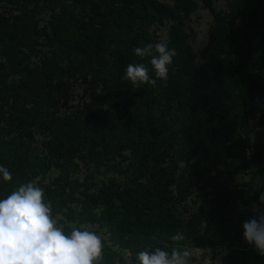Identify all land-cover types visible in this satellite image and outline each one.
I'll return each instance as SVG.
<instances>
[{"label":"trees","instance_id":"16d2710c","mask_svg":"<svg viewBox=\"0 0 264 264\" xmlns=\"http://www.w3.org/2000/svg\"><path fill=\"white\" fill-rule=\"evenodd\" d=\"M60 1L67 4L52 16L47 27L37 25L38 0L10 1L18 5V13H0V164L13 176L11 182L0 180V199L44 174L51 153L65 157L68 165H72L74 149L83 150L92 163L96 155L102 160L125 150L136 157L151 140L164 142L167 131L197 122V133L171 147L185 159L220 163L221 151L215 143L231 144L240 134L249 145L246 116L258 113L264 118V0H229L225 13L215 11V0H197L211 17L197 66L193 65L196 55L185 32V21L199 8L194 0ZM164 22L169 23L166 43L177 52L169 66L167 84L157 81L156 87H134L123 79L128 64L143 63L153 76L154 72L150 57L141 59L133 49L157 44L156 36L147 29ZM40 42L48 50L29 67V55L40 52ZM99 70L105 73L100 79L105 91L111 92L121 111L116 106L105 115L93 114L87 124L67 121L57 125L71 79L90 76L96 81ZM216 109L221 115L214 119ZM41 132H46L50 142L32 145L33 135ZM93 136L95 149L89 145ZM263 136L258 132L253 139L256 152H264ZM41 146H45L46 154ZM196 175L192 172L190 178L200 180ZM58 179L60 184L46 191L53 211L65 204V198L60 199L64 188L72 189L67 179ZM126 183L122 192L110 189L89 197L88 214L93 208L99 211L87 222L105 228L130 256L125 262L102 247L99 264H136L134 255L145 247L171 251L186 240L198 249L222 248L225 253L220 264H264V256L243 239V223L255 216L253 208L245 210L250 199L234 205L224 201L227 183L219 175L202 182L211 188L210 197L200 201L184 223L165 208L173 199L171 174L153 190L150 199H145L140 183ZM129 185L135 189L133 203H128ZM258 185L260 206L262 175ZM246 187L253 190L249 183ZM236 194L243 201L242 192ZM200 224V234L194 236L193 229ZM176 232H182L185 239L171 241Z\"/></svg>","mask_w":264,"mask_h":264},{"label":"rangeland","instance_id":"374dc122","mask_svg":"<svg viewBox=\"0 0 264 264\" xmlns=\"http://www.w3.org/2000/svg\"><path fill=\"white\" fill-rule=\"evenodd\" d=\"M10 1L15 0H0V13L4 15L18 13V5L12 4ZM161 1L169 3L166 0ZM194 1L198 3L199 8L185 21V32L188 35L187 43L196 55L193 65L197 66L201 63L197 55L206 42V31L211 22V17L206 10L200 8L197 0ZM228 2L229 0H215L213 7L215 11L225 13ZM66 4L67 2L60 0H38V27H47L52 16L60 11L61 6ZM51 8L53 9L50 10ZM236 23L238 25L239 21ZM168 25V22H164L163 26L153 25L147 31L156 36L158 43H166ZM37 48L40 49V52L29 55V67L36 65L40 53L48 50L44 42H40ZM24 53L27 54L26 51ZM0 61H2L1 58ZM104 76L105 73L99 70L96 81L92 80L93 78L90 76L85 79L75 76L71 79V87L63 96L64 102H62L55 123L60 125L67 121H79L82 124H87V121L92 119L93 114L105 115L112 111V107L116 106L121 111V106L115 104L111 92L107 93L101 83L100 79ZM13 79L16 78H8L7 80ZM213 115L216 119L220 117L221 111L216 109ZM246 125L248 126V146L245 145V135L242 134L238 136L236 142L231 144L215 143V146H218L221 151L220 163H209L204 158L198 161H194L193 158L185 159L179 156L180 152L172 150V146L175 147L182 141L186 142L192 133H197L200 128V123L197 122L192 126H181L176 131H167L164 142L151 140L136 157L129 150H125L120 154L106 155L102 160H98L96 155L95 161L92 163L90 159L84 156L83 150L74 149V155L70 160L72 166L65 162V157L57 158V154L51 153L50 159L52 160L49 162V169L44 174L27 182L35 181L45 189L46 193L47 189H52L55 185L60 184L61 181L58 177L67 179L71 183L72 189L69 186L64 188V194L60 196V199L65 198V204L52 213L58 223L64 225L65 232L69 234L72 227L94 231L100 236L102 247L108 248L122 261L128 262L130 259L128 252L117 243L115 237L108 233L105 228L100 227L99 224L87 222L90 215H97L99 211V208H93L88 214L91 206L89 197L103 195L108 193L110 189L122 192L124 184L129 181L132 185L140 183L144 187L145 199H150L154 195L152 194L153 190L161 187L164 180L171 174L172 183L169 190L172 192L173 199L165 208L184 223L194 213L200 201L210 197L211 188L203 186L202 182L210 181L219 175L227 183L228 190L226 191L228 194L223 198L224 201L234 205L242 202L247 203L250 199L245 210L253 208L254 204L258 206V176L264 177V152H256L252 144L254 137L258 136V132L264 135V118L259 117L258 113L247 115ZM49 140L46 132L36 133L33 135L32 145L38 146L47 143ZM89 145L95 149L97 140L94 136L89 140ZM40 149L46 154L45 146H41ZM210 149L211 152L214 150L213 147ZM231 154L232 156H230ZM203 166L205 170L201 169ZM192 172H196V176L200 180L191 179ZM248 183L251 188L253 187V190L246 189ZM134 190L133 186H128L126 191L129 196L128 203H133L135 199ZM237 192H242L243 201L238 197ZM82 193H85V196ZM114 202L117 204L116 201ZM201 227L202 224L195 225L194 236L200 234ZM176 247L180 250L189 251V264H220V258L225 253L222 248H195L190 240H186L185 244H179ZM163 249L169 251L167 248ZM133 259L135 261V255Z\"/></svg>","mask_w":264,"mask_h":264},{"label":"clouds","instance_id":"9594fccd","mask_svg":"<svg viewBox=\"0 0 264 264\" xmlns=\"http://www.w3.org/2000/svg\"><path fill=\"white\" fill-rule=\"evenodd\" d=\"M135 56L150 57L154 76L143 63H130L124 80L132 86L167 84L169 66L177 55L167 43L147 44L133 49ZM11 171L0 164V180L11 182ZM260 206L253 205L255 216L242 225L243 239L264 256V192ZM53 206L45 189L35 181L22 183L6 198L0 199V264H99L102 241L94 231L72 227L70 234L53 216ZM182 232L170 236L173 242L184 240ZM190 253L173 247L166 251L150 246L135 254L136 264H189Z\"/></svg>","mask_w":264,"mask_h":264}]
</instances>
